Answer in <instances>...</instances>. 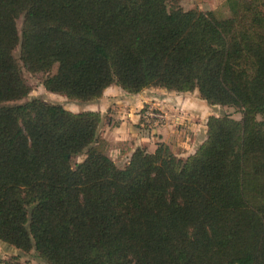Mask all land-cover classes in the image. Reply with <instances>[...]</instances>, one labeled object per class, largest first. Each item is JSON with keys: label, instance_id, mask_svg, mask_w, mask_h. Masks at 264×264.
Masks as SVG:
<instances>
[{"label": "trees", "instance_id": "obj_1", "mask_svg": "<svg viewBox=\"0 0 264 264\" xmlns=\"http://www.w3.org/2000/svg\"><path fill=\"white\" fill-rule=\"evenodd\" d=\"M181 1L0 0V242L45 264H264V0L225 17ZM21 66L71 100L196 90L241 119L210 115L187 157L160 141L118 166L99 112L14 103Z\"/></svg>", "mask_w": 264, "mask_h": 264}, {"label": "crops", "instance_id": "obj_2", "mask_svg": "<svg viewBox=\"0 0 264 264\" xmlns=\"http://www.w3.org/2000/svg\"><path fill=\"white\" fill-rule=\"evenodd\" d=\"M184 1L188 4V8H197L201 10H214L223 6L224 3V0ZM115 87L112 85L107 87L99 98L96 109L91 110L99 112L101 116H104L102 113L103 110L100 109V107L103 106L105 108L104 113L112 119L111 124H108L109 120L107 124L105 122V127L103 126L101 128L103 129V132L100 136L108 143L106 154L115 163H117V161L114 160L109 153L110 150H114L112 147H118L120 150L123 149L126 151L123 161L125 164L133 150L139 146H145L148 151H153L156 143L161 141L167 144L175 155L187 157L193 154L199 145L206 139V122L208 117L212 114L210 113L208 104L200 98L197 91H193L192 93H197L200 100L194 101V99L189 96V93L191 92L178 93L167 91L162 88H147L139 93L130 94L123 91L120 87ZM111 90H115L116 93L112 94L113 96H106ZM118 90L121 91L123 95L120 94ZM148 90L151 93H161V96L159 95L158 97L161 100L151 97ZM118 94L119 96H116ZM124 94L132 95V97H125ZM187 94L188 96H186ZM148 101H151L153 105H159L160 108H162V111L164 112V121L151 130L141 131L136 128V125L138 124L137 115V118L135 117L136 119H127V117L124 116L128 112L126 105L128 102H133L132 107H134L139 103L143 105ZM124 105L125 107H122ZM110 106L112 108H110ZM195 116L200 118L199 121L195 120L198 124L192 123V118ZM178 125H183V127L180 128ZM184 132H186L187 135L183 134ZM117 139H123V141L127 142L122 143ZM127 147H129V149H127ZM185 149H190V151L192 149V152H186ZM1 253L2 252L0 251V254Z\"/></svg>", "mask_w": 264, "mask_h": 264}, {"label": "rangeland", "instance_id": "obj_3", "mask_svg": "<svg viewBox=\"0 0 264 264\" xmlns=\"http://www.w3.org/2000/svg\"><path fill=\"white\" fill-rule=\"evenodd\" d=\"M180 5L185 9H188V7H189L188 4L186 3V1H184V0H182L180 2ZM214 10L217 12L218 16H223V17L227 16V9L223 6L218 7ZM21 22H22V19L19 18L17 20L18 29H20V27H21ZM14 56L18 59V57H19L18 48H16L14 50ZM21 70H22V75H23L25 81L30 86V92L28 93V95L26 97H24L18 101H15L14 103H23V102L28 101L30 99H40V100H43L47 103L60 104L65 109L72 111V112H79V111H84V110L96 109V105L99 102L98 101L99 99L96 101H93V102H80V101L68 99L67 97L60 95V94L48 92L42 86V80H43L45 74H43V73H30L23 66H21ZM54 72H55V67H53L51 70V73H54ZM112 86L115 87L116 85H112ZM118 87L119 86H116L115 88H118ZM107 92H106V94H107ZM118 92H120V94L123 95V93H121V91L118 90ZM148 92H150V91L148 90ZM195 92H196V90H195ZM114 93H116V91L111 90L108 92V95H106V94L105 95L106 96H109V95L113 96L112 94H114ZM160 94L161 93L156 94V93L150 92L151 97L157 98L159 100H161L160 98H158ZM116 96H119V94ZM124 96L125 97H132V95H127V94L126 95L124 94ZM186 96H188V94ZM189 96H191L194 99V101L200 100L197 93L191 92V93H189ZM163 104H165V103H163ZM132 106H133V102H128V104L126 105V109L128 110V112L124 116L127 117V119H132V118L134 119L137 115L138 118L137 117L136 118L138 120V124L141 120V124H140L141 126L140 127L144 131L151 130L152 128H155L156 126H159L161 124V122L164 121V112L162 111V108H160L159 105H153L151 101L150 102L148 101L143 105H141L139 103L138 105H135L134 107H132ZM122 107H125V105ZM208 107L210 108V113L212 115L220 116V115L228 114L235 120L239 121L241 119V113L236 108L227 107V106H220V105H209V104H208ZM110 108H112V107L110 106ZM100 109L103 110L102 113L104 116H102V122L99 126L97 137L99 138V142H100L101 147L104 148L105 152H106V150L108 149V143L100 136V134L103 132V129H101V128L103 126L105 127V122L107 124L108 120H109L108 124H111L112 119L110 117H108L107 114L104 113L105 108L103 106L100 107ZM111 110H115V109H111ZM149 113L150 114H159V116L154 117L153 115H150ZM199 119L200 118H197L196 116L193 117L192 123L198 124L195 120L199 121ZM258 119L261 120L260 117H258ZM114 121H115V119H114ZM178 126L180 128L183 127V125L182 126L178 125ZM190 133H192V132H190ZM183 134L187 135L186 132H184ZM117 140L119 142H122V143L127 142V141H123V139H117ZM155 141H156V139H155ZM112 148L114 150L109 151L111 157L117 161L116 164L118 166H122L124 164L123 161H124L126 151H124L123 149L120 150V148H118V147H112ZM127 149H129V147H127ZM119 150H120V152H119ZM186 152L191 153L192 149H191V151H190V149L186 150ZM84 157H85L84 152L80 155L75 156L72 160V165H74L77 162H81L84 159ZM178 157H180V156H178ZM0 251L2 252L0 254V258H3V259H6L10 256L20 254V262L22 264H45L44 262L40 261L36 257L34 250H31L28 253H22V252L18 251L17 249H15L14 247H11L7 244L0 243Z\"/></svg>", "mask_w": 264, "mask_h": 264}, {"label": "built area", "instance_id": "obj_4", "mask_svg": "<svg viewBox=\"0 0 264 264\" xmlns=\"http://www.w3.org/2000/svg\"><path fill=\"white\" fill-rule=\"evenodd\" d=\"M150 114V113H149ZM150 115H153L154 117H157L159 116V114H150ZM0 264H2V261L0 260Z\"/></svg>", "mask_w": 264, "mask_h": 264}]
</instances>
